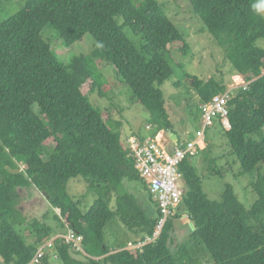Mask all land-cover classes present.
<instances>
[{
	"label": "trees",
	"instance_id": "trees-1",
	"mask_svg": "<svg viewBox=\"0 0 264 264\" xmlns=\"http://www.w3.org/2000/svg\"><path fill=\"white\" fill-rule=\"evenodd\" d=\"M137 1L30 0L0 21L3 264H29L38 248L57 234L46 217L43 222L30 221L23 214L21 190L31 188L46 198L61 230L67 225L83 238L82 252L57 239L53 249H46L40 264H200L203 253L214 264H264V50L256 45L264 39L261 0H187L192 13L223 51L229 80L239 76L247 89L238 87L228 103L230 130L223 128L220 119H213L227 144L224 142L221 154L207 159V172L204 166L199 170L193 165L195 154H189L180 165L185 194L172 212L179 207L182 212L166 218L156 241L141 249H129V242L114 241L116 249L111 250L104 240L105 227L117 218L130 234L129 239L143 241L153 235L162 214L150 192V181L135 170L128 147L131 138L140 142L154 138L141 141L130 136L125 144L121 133L111 128L110 111L91 105V93L105 92L100 84L102 76L95 72V58L112 66L137 102L152 113L153 125L147 130H152L155 138L163 129L175 134L158 86L173 74L166 53L171 45L182 41V36L156 0ZM47 26L58 32L67 48L87 34L96 47L89 55L74 56L65 66L49 40L44 39ZM126 28L140 36L139 48L126 36ZM193 78L202 107L229 91L223 78ZM89 81L91 85L84 92ZM205 130L197 132L205 136ZM191 141L177 145L184 148ZM205 143L201 156L206 159L212 150L210 142ZM163 146L173 154L174 146ZM234 162L240 168L239 175L256 174L249 187L257 200L249 209L237 200L229 185L218 201L210 200L203 191L204 177L222 178L233 170ZM214 163L219 167L212 170ZM79 178L83 180L78 182ZM76 184L83 185L78 197L73 193ZM138 185L148 194L146 209L136 197L142 195ZM175 219L192 222L195 229L187 226V239L173 247ZM23 227L32 229L27 233L31 240L21 232ZM81 254L84 259H77Z\"/></svg>",
	"mask_w": 264,
	"mask_h": 264
},
{
	"label": "rangeland",
	"instance_id": "rangeland-1",
	"mask_svg": "<svg viewBox=\"0 0 264 264\" xmlns=\"http://www.w3.org/2000/svg\"><path fill=\"white\" fill-rule=\"evenodd\" d=\"M27 1L30 0H0V21L7 19L9 16L19 11ZM156 1L182 36V41L171 45L168 48L169 52L166 53V59L169 61L173 69V74L162 85L158 86V88L163 94V100L165 103L164 107L170 121V126L177 136L179 144L183 145L189 140H198L197 131L203 129L201 118L202 106H200L198 99V91L192 85L194 80L193 77L202 80H208L211 77L215 79L223 78L226 81L228 88L231 86L236 87V85L241 83L243 79L239 76H233L231 77V81L229 80L230 74L228 63L223 51L216 44L213 37L207 32L203 23L192 13L187 0ZM134 2L136 4L139 3L137 0H134ZM260 5V14L262 18H264V0L260 1ZM124 32L126 36L133 41L135 46L139 48L141 45L140 36H134L128 28L124 29ZM43 36L44 39L49 40L52 50H54L60 62L65 66L69 65L74 56L89 55L96 47L94 40L89 34L85 35L80 42H77L68 48L63 46V41L58 32L50 26L45 27L43 30ZM256 45L258 48L264 50V39H259ZM95 59V64L97 66L95 72L102 76L100 84L105 92L102 95L99 94L98 90L91 93L89 96L91 105L100 110L107 109L110 111V123L113 124L111 128L113 131L121 133L122 142H125L129 136L144 137L146 139L155 138V136L152 135L153 131L147 130V126L153 125L152 113L137 102L129 87L117 76L112 66H107L99 59ZM86 85L83 87L84 92L89 89L91 81ZM151 129H153V127H151ZM164 131L165 129L157 134L159 139H161L163 135V138L166 139L165 133L168 134L170 132ZM205 132L203 139L204 148L195 154L196 158L193 159V165L195 166L196 164L199 170H202V167L204 166V172L206 173L207 169H209V161L206 163L207 159H213L214 155L221 154V150L224 149V142L227 144V141L225 140V136L222 134L223 132L218 124H214L212 127L205 130ZM166 140L169 141L171 138ZM207 141L211 143L208 144L212 151L206 154L207 158L205 159L201 155L203 154L205 147H207L205 143ZM46 143L49 142L47 141ZM162 144L165 143L162 142ZM170 150V148H166V151L169 152ZM224 151L227 152L228 149L225 148ZM229 161L232 162V158H229ZM221 163L223 164L222 161ZM217 164L211 165L212 170H215L216 166L219 167ZM232 169V171L225 173L222 178L211 176L209 174V176L204 177L202 179L203 191L210 200L218 201L226 186L229 185L233 188L237 200L246 209H249L257 200V197L249 187L250 183L255 182L256 174L239 175L240 168L235 162L233 163ZM82 180L83 179L79 178L78 182H81ZM72 183H74L73 180L69 182V189H71L70 185ZM137 187L142 195L136 194V197L146 209L145 204L148 194L145 193L143 187H139V185ZM82 192V184L77 186L76 192L73 191L76 197L80 196V193ZM21 196L22 200L20 202V207L27 220L29 219L31 221L33 219H40L41 222H43L44 217H46L47 219L45 220L48 225L55 229L57 228L56 231L57 233H60L59 235L68 233L69 228L67 225L61 230L58 223L53 220L56 212L51 209L43 194L36 189L31 188L21 190ZM89 199H91V197L86 200L88 201ZM87 207L88 206L84 207V210ZM181 210L182 208L179 207L178 210L173 211V214L176 215L177 213L182 212ZM173 224L174 231L171 234L174 247L184 242L187 239L189 232L186 225H184V223L182 224L180 220L175 219ZM31 230L30 227H23L21 231L24 232L28 240H31V238L27 233L31 232ZM53 236H55V234ZM128 237H130V234L117 218L111 220L104 229V240L108 243L111 250L116 249V243L113 244L114 241L127 242ZM131 239L133 240L134 237H131ZM56 240L53 242L55 243ZM76 257L80 260L84 259L83 254L77 255ZM200 257H204L203 262H200V264H214L209 262L210 260H208L204 253ZM41 262L42 260L40 263ZM51 263L60 264L52 261ZM0 264H3L1 258Z\"/></svg>",
	"mask_w": 264,
	"mask_h": 264
},
{
	"label": "built area",
	"instance_id": "built-area-1",
	"mask_svg": "<svg viewBox=\"0 0 264 264\" xmlns=\"http://www.w3.org/2000/svg\"><path fill=\"white\" fill-rule=\"evenodd\" d=\"M240 86L243 88L247 86L244 79L236 87L231 86L225 94L213 98L211 103L202 107L204 111L203 130L213 126V119L216 118L221 120L225 130L231 129L228 119V103L231 97L234 96V91ZM197 138L198 142L191 141L184 148H179L178 145L174 146L173 154L166 151L158 137L144 142H140L135 138L128 140V147L135 161V168L141 178L150 181V192L153 199L158 202L162 214L153 235L146 237L143 241H138L137 245L129 244V248L141 249L142 246L155 242L164 227L166 218L170 217L173 214L172 210L182 203L185 189L183 174L179 171V167L189 154H197L199 149L204 148V134L202 131L197 133ZM56 239L71 245L76 252L83 251L82 236L69 229L67 234H58V236L43 244L42 247H39L29 264H39L44 259L46 249H53V241Z\"/></svg>",
	"mask_w": 264,
	"mask_h": 264
},
{
	"label": "crops",
	"instance_id": "crops-1",
	"mask_svg": "<svg viewBox=\"0 0 264 264\" xmlns=\"http://www.w3.org/2000/svg\"><path fill=\"white\" fill-rule=\"evenodd\" d=\"M130 137V136H129ZM168 137L169 138H171V140H169V142L166 140V139H164L163 137L161 138V144H162V142H164L165 144H162V145H169L170 144V146L171 147H173V146H176L179 142H178V138H177V136L175 135V134H172V133H169L168 134ZM141 141H143L144 140V137H138ZM186 217L184 216L183 217V220H186L185 219ZM188 221H185V222H183L184 223V225H186V227L188 226V223H187ZM182 223V224H183ZM189 227V226H188ZM187 227V228H188ZM57 229V228H56ZM58 234H60V233H57V234H55V236L54 237H56V236H58ZM127 242H133V240L132 239H129L128 238V240H127Z\"/></svg>",
	"mask_w": 264,
	"mask_h": 264
},
{
	"label": "bare ground",
	"instance_id": "bare-ground-1",
	"mask_svg": "<svg viewBox=\"0 0 264 264\" xmlns=\"http://www.w3.org/2000/svg\"><path fill=\"white\" fill-rule=\"evenodd\" d=\"M246 89H247V86H246L245 88H243V90H246ZM228 114H229V113H228ZM228 116H229V115H228ZM130 156H131V155H130ZM135 170H136V169H135ZM184 189H185V188H184ZM166 222H167V220H166ZM166 222H165V223H166ZM158 224H159V223H158ZM158 224H157V225H158ZM68 228H69V227H68ZM67 231H68V230H67ZM49 241H50V240H49ZM53 243H54V242H53ZM129 244H133V245L136 244V245H137V243H134V242H129L128 245H129ZM128 245H127V248H129ZM129 249H131V248H129ZM136 249H137V248H136Z\"/></svg>",
	"mask_w": 264,
	"mask_h": 264
},
{
	"label": "water",
	"instance_id": "water-1",
	"mask_svg": "<svg viewBox=\"0 0 264 264\" xmlns=\"http://www.w3.org/2000/svg\"><path fill=\"white\" fill-rule=\"evenodd\" d=\"M187 223H188L189 228L193 231L195 229L194 223L189 222V221Z\"/></svg>",
	"mask_w": 264,
	"mask_h": 264
}]
</instances>
